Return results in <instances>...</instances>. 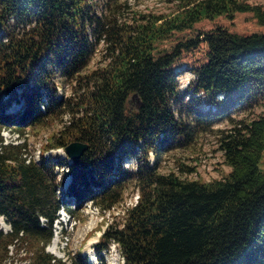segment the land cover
Listing matches in <instances>:
<instances>
[{
    "label": "trees",
    "instance_id": "16d2710c",
    "mask_svg": "<svg viewBox=\"0 0 264 264\" xmlns=\"http://www.w3.org/2000/svg\"><path fill=\"white\" fill-rule=\"evenodd\" d=\"M120 6L0 0V216L11 227L0 228V264L11 244L32 253L26 264H90L80 251L64 260L46 250L60 209L75 215L90 201L110 209L131 185L137 204L94 246L101 264L112 242L124 264H264V112L233 116L237 95L252 105V91L264 88V4L176 0L170 12L133 11L131 19ZM199 49L204 58L189 65L196 77L182 92L176 69ZM64 84L71 91L59 96ZM225 120L232 126L216 139L231 167L224 178L159 170L162 153L192 146ZM55 124L35 160L25 132ZM6 128L23 141L5 144ZM76 140L89 144L80 158L45 156ZM129 154L135 170L122 165ZM59 167L71 177L63 192Z\"/></svg>",
    "mask_w": 264,
    "mask_h": 264
},
{
    "label": "rangeland",
    "instance_id": "374dc122",
    "mask_svg": "<svg viewBox=\"0 0 264 264\" xmlns=\"http://www.w3.org/2000/svg\"><path fill=\"white\" fill-rule=\"evenodd\" d=\"M248 1L252 3L264 4V0ZM119 3H121V6L118 8L120 17L124 19H131L133 11L143 13L170 12V10L175 7L176 0H119ZM102 50L103 47L100 45L90 63V69H93L100 64ZM203 58L204 51L199 49L194 53L185 55L183 60L186 62L184 61L182 66L177 67L176 71H178V82L182 92L186 91L190 81L196 77L195 73L189 68V65ZM70 91L69 84L59 85L58 87L59 96L64 94L69 95ZM250 96L251 97L249 101L250 103L252 102V105H250L246 100H244L243 104H241L239 95L233 99V116L236 120L250 121L252 119L258 118V116L264 112V88L254 89ZM218 97L220 99L223 98V94H220ZM18 103L19 102H13L10 106L12 107V111L8 110V112L15 113L18 111L20 109ZM231 126V123L225 120L215 126L214 132L200 135L197 142L192 146L188 148L176 149L168 153H162L160 156L159 170L163 173L174 171L184 177H188L190 179H200L203 181L224 178L225 175L231 170V167L226 164L223 151L218 148L216 139L220 130L229 129ZM60 127V124H55L53 126L44 127L37 130L28 129L25 132V137L28 138L29 151L35 160H40L42 145L47 142L48 137L56 132ZM9 138H13L15 141H20L21 139L17 135L11 134L9 135ZM21 140L23 141V139ZM54 155H59V157L62 156L65 158L64 148L50 149L45 152L46 157H54ZM150 160L154 161V155L152 153H150ZM180 164L195 167V171L190 173L181 172ZM122 165L125 169L135 170L137 161L132 154H129L123 159ZM260 169L264 172V151L260 161ZM58 170L60 171L59 176L63 179V185L60 187V190L63 192L70 183L71 177L67 173V169L59 167ZM137 194L138 189H136L134 185H131L126 190L124 198L129 200L130 198L134 199ZM61 217H63V219ZM58 219L59 222L55 221L54 223V237L51 241V247H46V250L51 252L50 250L53 248V252L51 253L64 260H69L70 256L80 251L87 257L88 263L90 264L102 263L99 255L96 253L94 246L99 241L104 229L107 228V224L114 221L118 222L120 225H123V220L120 217H115L114 220H111L106 215L104 216V212L101 210L99 213L93 214L86 213L84 210H81L75 213V215H71L69 212L67 214L63 212L60 214ZM0 228H2L4 231L10 230V225L6 222L4 217L1 216ZM66 236L68 237L67 240ZM96 236L98 237L97 240L91 244L95 257V259L92 261L89 254L86 253V247L88 246L91 238ZM54 240H56V242H54ZM27 249L25 246H15L13 255H16V257H21L23 255L22 251H26V259L29 263L31 261L32 253H30ZM101 255L104 258L105 264H124L117 244L114 245L111 243L106 251L104 250L101 252Z\"/></svg>",
    "mask_w": 264,
    "mask_h": 264
},
{
    "label": "built area",
    "instance_id": "2783aa9c",
    "mask_svg": "<svg viewBox=\"0 0 264 264\" xmlns=\"http://www.w3.org/2000/svg\"><path fill=\"white\" fill-rule=\"evenodd\" d=\"M17 135L19 138V133L18 132H15V131H12L11 129L9 128H6V129H3L2 131V135L4 137V143L7 144V143H10V142H13V143H18L20 141H22L20 139V141H15L13 140V138H9V135ZM16 138V137H15ZM71 160V159H70ZM139 191H138V194L136 197H134V199L130 198L127 199V198H124L122 201H120L118 204H116L115 206H113L112 208L110 209H107V210H103L104 212V216L106 215L108 218H110L111 220H114L115 217H120L122 220H123V223L126 219V215L129 211V209L131 207H133L134 205L137 204L138 202V199H139ZM129 200V201H128ZM83 210L86 212V213H99L100 212V208L95 205L92 201L88 202L86 204V206L83 208ZM65 213L67 214V210L62 207V209L59 211V216L60 214L62 213ZM59 218V217H58ZM56 219L55 221L59 222V219ZM63 219V217H61ZM55 223V222H54ZM114 223V221H112L111 223H108L107 225L109 226L110 224ZM107 226V227H108ZM54 227V226H53ZM10 230H11V227H10ZM105 230V229H104ZM5 231H8V230H5ZM68 239V237L66 236V240ZM114 245L117 244L118 247H119V244L117 242H112ZM14 247L15 245L14 244H11L9 246V256L8 258L6 259V264H26L28 263L26 257H27V254H26V251H22L23 252V255L21 257H16V255H13V250H14ZM51 247V242L48 243L47 245V248ZM107 249H105L106 251ZM51 252H53V248L50 250ZM123 258V257H122ZM123 262H124V258H123Z\"/></svg>",
    "mask_w": 264,
    "mask_h": 264
},
{
    "label": "water",
    "instance_id": "95a60500",
    "mask_svg": "<svg viewBox=\"0 0 264 264\" xmlns=\"http://www.w3.org/2000/svg\"><path fill=\"white\" fill-rule=\"evenodd\" d=\"M3 25V20L0 17V30L2 28ZM138 99V94L135 93L132 95V100ZM139 99H138V104H139ZM89 148V144L83 141H72L69 144H67L64 147V152L66 154V156H68L70 159H78L80 158L84 152Z\"/></svg>",
    "mask_w": 264,
    "mask_h": 264
},
{
    "label": "bare ground",
    "instance_id": "6f19581e",
    "mask_svg": "<svg viewBox=\"0 0 264 264\" xmlns=\"http://www.w3.org/2000/svg\"><path fill=\"white\" fill-rule=\"evenodd\" d=\"M97 236L96 237H94V238H91V240L89 241V244H88V246L86 247V253L87 254H89V256L91 257L90 259H92V261L95 259V257H94V251H93V249H92V247H91V244L93 243V242H95L96 240H97ZM54 242H56V240H54ZM57 253V252H56ZM95 262V261H94Z\"/></svg>",
    "mask_w": 264,
    "mask_h": 264
}]
</instances>
